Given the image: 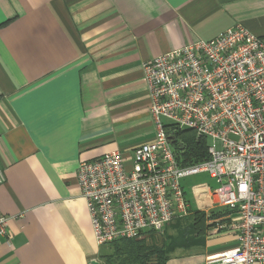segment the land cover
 Segmentation results:
<instances>
[{
	"label": "crops",
	"instance_id": "crops-1",
	"mask_svg": "<svg viewBox=\"0 0 264 264\" xmlns=\"http://www.w3.org/2000/svg\"><path fill=\"white\" fill-rule=\"evenodd\" d=\"M236 24L264 40V0H0V264H101L79 164L153 140L143 63ZM235 246L212 227L165 264Z\"/></svg>",
	"mask_w": 264,
	"mask_h": 264
},
{
	"label": "built area",
	"instance_id": "built-area-1",
	"mask_svg": "<svg viewBox=\"0 0 264 264\" xmlns=\"http://www.w3.org/2000/svg\"><path fill=\"white\" fill-rule=\"evenodd\" d=\"M142 72L153 140L129 162L113 151L76 172L96 245L159 234L186 218L192 206L182 182L205 173L218 187H193L196 207L230 210L228 222H209L216 233L232 232L236 246L200 264H264V40L236 24L156 56ZM184 130L208 140L207 160L182 165L169 138ZM8 220L0 214V237Z\"/></svg>",
	"mask_w": 264,
	"mask_h": 264
},
{
	"label": "trees",
	"instance_id": "trees-1",
	"mask_svg": "<svg viewBox=\"0 0 264 264\" xmlns=\"http://www.w3.org/2000/svg\"><path fill=\"white\" fill-rule=\"evenodd\" d=\"M174 137L175 139L171 137L173 147L179 153L182 165L188 166L207 160L209 145L207 139L197 137L191 130L180 131ZM231 213L230 210H223L211 212L210 216H207L204 212L194 211L192 207L190 210L192 224L188 226V231L169 240L167 244L154 242L150 237L156 233H148L144 238L120 240L100 247L98 259L101 264H165L176 250H187L202 245L208 231L213 227V224H206L207 221ZM183 219L175 220L169 225L181 222Z\"/></svg>",
	"mask_w": 264,
	"mask_h": 264
},
{
	"label": "rangeland",
	"instance_id": "rangeland-1",
	"mask_svg": "<svg viewBox=\"0 0 264 264\" xmlns=\"http://www.w3.org/2000/svg\"><path fill=\"white\" fill-rule=\"evenodd\" d=\"M166 123V121H164ZM185 192H186V197L191 203V206L196 207L195 201L193 197L191 196L192 193V187L195 186H207L208 188L214 190L215 188L218 187V184L214 180H211L207 174L201 173L195 176L188 177L183 180ZM223 210H228L226 208H220V207H213L210 211L207 210L206 208H199V209H194V211L198 212H204L207 216L211 214V212H222ZM228 216V215H226ZM226 218H224L225 220ZM192 224V214L185 219H183L181 222L174 223L172 225L166 226L161 233H157L154 236L150 237L154 242L163 243L167 244L169 240L171 241L175 237H177L179 234L183 232L188 231V226ZM206 224H211L210 222L207 221ZM209 232V231H208ZM146 235L142 236L141 238L146 237Z\"/></svg>",
	"mask_w": 264,
	"mask_h": 264
},
{
	"label": "water",
	"instance_id": "water-1",
	"mask_svg": "<svg viewBox=\"0 0 264 264\" xmlns=\"http://www.w3.org/2000/svg\"><path fill=\"white\" fill-rule=\"evenodd\" d=\"M169 141H173V138H169ZM89 264H100L97 260H91Z\"/></svg>",
	"mask_w": 264,
	"mask_h": 264
}]
</instances>
